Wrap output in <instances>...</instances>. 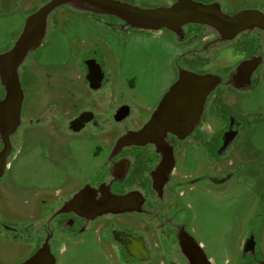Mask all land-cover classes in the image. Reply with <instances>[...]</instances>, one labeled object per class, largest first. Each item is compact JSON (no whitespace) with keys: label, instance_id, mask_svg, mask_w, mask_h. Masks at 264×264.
<instances>
[{"label":"flooded vegetation","instance_id":"af4514ba","mask_svg":"<svg viewBox=\"0 0 264 264\" xmlns=\"http://www.w3.org/2000/svg\"><path fill=\"white\" fill-rule=\"evenodd\" d=\"M194 1L217 4L224 14L231 17L244 11H255L264 17V0ZM65 7L70 8H62ZM100 17L113 18L106 23L113 29L116 28L112 25L121 22L114 17ZM162 31L170 32L179 45L186 47L178 56L176 81L180 72L185 70L199 75H217L221 82L207 97L201 125L185 139L168 133L159 147L146 144L116 149V143L122 136L144 127L162 99L151 110L149 119L144 121H140L142 114H134L130 106L120 104L112 107L110 103L106 108L99 104L104 96L107 77L96 51L80 56L84 78L80 76L79 79L85 80V86L82 84L81 87L79 81L76 83L75 77L70 76V64L67 74L60 75L53 66L48 67L35 59L34 54L42 45L30 52L18 69L23 95L19 110L15 101L5 103L7 87L0 76V182L8 171L9 160L23 130H32L35 125L53 128L59 123L71 134L80 133L85 128L105 133L108 125L110 130L114 129L113 132H116L118 124L123 126L122 132L108 135L109 149L101 167L78 189L59 197L57 205L44 206L41 212L44 215L47 212L45 217L48 219L43 218L41 224L29 225L34 227L29 229L31 236L26 235L29 226L7 224L1 218L5 213L0 209L1 235L10 244L18 240L25 243L22 248H17L18 255L31 247V257L47 245L56 258L62 240L96 236L98 243L115 251L124 264H215L190 227L191 217L184 201L185 188L192 190L199 180L184 173V167H197L198 157H203V145L212 157L211 162L222 158L241 133L245 121L264 119V107L259 106L258 112L252 111L254 102L249 96L264 77V27L247 28L229 38L200 24H187L179 34L168 29ZM201 41L203 43L200 44ZM9 50H1L0 55ZM59 79L64 80L65 85L60 84ZM40 93L46 96L47 102L45 109L38 114L36 108L40 107L28 106L32 101L37 104V100H42ZM59 95L66 99L65 112L60 110ZM240 98L247 100L244 108L236 105ZM108 110H111L112 118L104 117ZM65 118H68L67 126ZM208 118L223 123L222 128L209 136L210 140L204 139L203 131ZM129 193H137L142 201L136 210L98 213L101 205L109 199ZM257 237L251 232L236 262L227 260L226 264H264Z\"/></svg>","mask_w":264,"mask_h":264},{"label":"rangeland","instance_id":"374dc122","mask_svg":"<svg viewBox=\"0 0 264 264\" xmlns=\"http://www.w3.org/2000/svg\"><path fill=\"white\" fill-rule=\"evenodd\" d=\"M49 1L0 0V51L13 47L28 16ZM123 1L155 8L168 6L174 0ZM108 20L72 8L58 9L50 15L47 35L34 57L64 76L70 64V76L81 87L85 86V80L79 79L84 78L80 56L96 51L107 77L99 104L106 108L109 102L112 107L127 105L134 114H142L140 121L148 120L151 110L176 81L178 56L186 47L179 45L168 31L121 32L106 24ZM36 82L39 84L38 79ZM58 82L65 85L62 79ZM40 95L42 100H37V104L32 101L28 106L40 107L36 108L38 114L47 102L46 96ZM249 96L254 102L252 111L258 112L259 106L264 107V77ZM58 99L60 110L65 112L66 99L62 95ZM246 101L240 98L236 105L244 108ZM104 117L112 118L111 110L105 111ZM67 120L64 119L66 126ZM263 120L245 121L241 133L222 158L211 162L212 157L203 145V157H198L197 167H184V173L199 180L192 190L185 188L190 227L215 264H226L227 260L236 262L251 232L257 234L256 240L264 254ZM62 125L57 123L53 128L35 125L18 137L8 171L0 182V209L5 213L1 218L7 224L29 226L48 219L47 212L45 215L41 212L44 206L57 205L59 197L70 194L87 181L105 160L108 135L123 131V126L118 124L116 132L108 125L105 133L85 128L71 134ZM222 126L216 119L205 120L204 139L210 140L209 136ZM30 228L34 227L26 228L27 237L31 234ZM16 242L8 243L0 230V258L6 259L0 260V264H21L29 257L31 247L18 255L17 248L25 243ZM56 259L57 264H124L115 251L98 243L96 236L62 240Z\"/></svg>","mask_w":264,"mask_h":264},{"label":"water","instance_id":"95a60500","mask_svg":"<svg viewBox=\"0 0 264 264\" xmlns=\"http://www.w3.org/2000/svg\"><path fill=\"white\" fill-rule=\"evenodd\" d=\"M63 6L96 16L117 18L121 22L112 27L121 32L159 33L168 29L179 34L187 24H200L229 38L247 28L264 27V17L258 12L244 11L231 17L224 14L217 4H203L194 0H177L168 6L156 8H145L121 0H50L28 16L13 47L0 55V76L8 93L5 103L15 101L18 110L23 99L18 69L28 54L42 45L50 15ZM220 82L217 75H199L185 70L180 72L178 80L163 96L150 120L139 131L122 136L116 143V149L146 144L159 147L168 133L180 139L187 138L201 125L207 97ZM141 204L137 193H129L109 199L101 205L98 213L131 212ZM21 264H56V258L46 245Z\"/></svg>","mask_w":264,"mask_h":264},{"label":"crops","instance_id":"0c3cea01","mask_svg":"<svg viewBox=\"0 0 264 264\" xmlns=\"http://www.w3.org/2000/svg\"><path fill=\"white\" fill-rule=\"evenodd\" d=\"M106 104H107V102H106ZM109 104H110V102H109ZM108 105V104H107Z\"/></svg>","mask_w":264,"mask_h":264},{"label":"trees","instance_id":"16d2710c","mask_svg":"<svg viewBox=\"0 0 264 264\" xmlns=\"http://www.w3.org/2000/svg\"><path fill=\"white\" fill-rule=\"evenodd\" d=\"M109 19H113V18H109Z\"/></svg>","mask_w":264,"mask_h":264}]
</instances>
